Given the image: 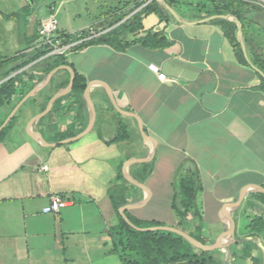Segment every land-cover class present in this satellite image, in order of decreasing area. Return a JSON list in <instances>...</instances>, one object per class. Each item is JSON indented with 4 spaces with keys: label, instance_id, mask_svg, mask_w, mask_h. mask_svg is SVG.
<instances>
[{
    "label": "crops",
    "instance_id": "obj_1",
    "mask_svg": "<svg viewBox=\"0 0 264 264\" xmlns=\"http://www.w3.org/2000/svg\"><path fill=\"white\" fill-rule=\"evenodd\" d=\"M13 1L0 0L1 19L13 20ZM79 1L67 3L73 7ZM83 3L89 19L80 22L81 14L70 8L79 27L59 33L74 36L67 43L79 42L64 61L85 78L94 121L73 140L89 125L85 89L80 97L69 96L71 91L60 96L30 126L68 86L71 75L63 69L5 126L11 123L0 139V264H93L109 255L124 264L111 239L117 214L177 229L203 246L219 242L210 251V264H264V13L258 20L252 14L208 20L220 15L207 7L190 12L197 14L195 20L165 18L148 40L123 28L102 37H115L126 47L94 43L81 48L98 36L86 37L87 29L100 34L115 19L111 9L124 6L120 0ZM39 4L15 2L20 21L12 28L15 37L6 39L17 46L4 58L17 61L0 67V85L34 68L8 75L24 60L20 56L35 53L40 23L60 7ZM219 19L236 23L226 26ZM23 91L0 106V128L30 92ZM13 138L19 148L9 154ZM188 182L194 197L186 212L181 203ZM53 196L68 205L44 214ZM253 220L261 223L258 229H250Z\"/></svg>",
    "mask_w": 264,
    "mask_h": 264
},
{
    "label": "trees",
    "instance_id": "obj_2",
    "mask_svg": "<svg viewBox=\"0 0 264 264\" xmlns=\"http://www.w3.org/2000/svg\"><path fill=\"white\" fill-rule=\"evenodd\" d=\"M226 1L227 2L224 5L217 4L219 10L215 11V13L218 15L226 13L239 20L242 16L237 9H240L239 5L241 4V2L238 0ZM136 5L137 7H139L140 4L138 3ZM123 16L125 17V14ZM219 21L226 26H228L229 24L231 25L230 22L220 19ZM129 30L134 31L137 30V28L131 27L129 28ZM66 36L71 39H73L72 37H74L73 35L72 37L70 35H65L64 37ZM36 39H38V37H35V40ZM63 43L67 42L64 41ZM83 43L84 44L80 46L81 48L88 45H93L94 43L109 44L113 45L115 48H118L116 46L117 44L126 47V44L123 41L115 40V37L111 39L105 38V36H100L95 40H88ZM237 46L239 45L237 44ZM47 53L48 49L44 47L36 49L35 53L31 54L27 60H24L23 63H21L16 69H13L11 73H8V75L12 74L13 72L26 67L30 63L39 60L38 62L34 63V65L32 66V68L34 67L33 69L30 68L27 71H22L16 74L14 77L4 81L0 85V106H2L4 103H7V101H9L11 97L15 95L18 89H20L21 93H23V90H25L26 88L27 91H30L35 87L37 82H41L44 77L47 76L53 69L59 66H70L66 63V61H64V57L61 56H48L46 58H43ZM26 57V55H22L18 58V60L25 59ZM14 61L17 60H14L12 58L0 59V67ZM38 73L41 74L38 75ZM68 82L69 75L66 81L63 83L62 88L65 87ZM86 85L87 83L85 78L76 74V72L74 71L73 86L71 92L68 95L73 97H80L86 89ZM47 100L49 101L50 97ZM10 125L11 123L0 133V139L4 136ZM193 193V185L189 182L184 183L182 190L183 200L181 204L186 212L189 211L190 207L193 204ZM117 216L119 218V222L115 227L111 228V239L114 242V250L119 253L120 259L124 264H210L212 262L211 258L213 252H202L198 249H195L184 238L176 234L163 231H136L135 229L130 227L119 214H117ZM180 218L182 220L184 216H181ZM257 220L260 221V219ZM257 220H253L251 222L249 226L251 230H253L254 227H257L258 229V225H260L261 223L258 224L256 222ZM129 221L138 228L162 226L157 222L138 224L130 218ZM244 253H248V250L246 252V249H244Z\"/></svg>",
    "mask_w": 264,
    "mask_h": 264
},
{
    "label": "rangeland",
    "instance_id": "obj_3",
    "mask_svg": "<svg viewBox=\"0 0 264 264\" xmlns=\"http://www.w3.org/2000/svg\"><path fill=\"white\" fill-rule=\"evenodd\" d=\"M83 1L84 0H80L77 4L73 5L74 8L72 7L71 3H67V0H35V3H40L39 7H42L41 6L42 4L44 5L54 4L55 7L58 9V7L60 6L58 9L59 11L56 15L57 21H58V25H57L58 30L61 28L63 30L68 31V30H72L73 27H76V28L79 27L78 26L79 22H77L78 19L77 18L74 19L71 16L72 14L71 9L81 14L80 22L84 23L85 21L89 19V16L86 14L87 6L83 3ZM99 1L102 2V0H99ZM120 1L122 3L124 2L123 8L122 7L118 9L116 7L113 8L114 4L109 6L110 9L113 8L111 10L116 13L114 16L115 19H113L111 23L107 24L102 30H99L103 32L98 34L96 33L98 32L96 30L94 31L93 29L92 30L89 29L88 31L87 29V32H89V34L86 35V37L94 36V34L96 36L97 34L98 36H96L95 38L97 39L98 37L102 35H106L109 31L110 32L117 31V33H120L122 32L123 28L135 27L137 28V30H134V31L130 30V32L131 33L136 32V34L141 33L142 35H144L143 40H148L150 38L149 36L151 34L152 29H154L155 27L157 28L163 27V24L165 23V18L170 19V18H174L177 16V18L181 17L183 19L195 20L197 18V14H194L192 16L190 15V12L192 11L199 12L207 7H209L212 11L215 12L219 10V7L217 6V4L224 5L227 2L226 0H120ZM238 1H240L241 4L239 5L240 9H237V10L239 11L240 15L243 18L246 16V14L247 15L252 14L250 15V18L252 17L253 19L258 20L257 16H260L261 13H264V0H238ZM13 2H14V6L10 9V12H13L12 14L13 20L6 19V18L4 19L0 18V59H4V57L7 55L9 56L10 52L17 46V42H14V40L6 39L11 36L13 38L15 37V35L12 32V28L16 29L17 23L20 21L19 19H15L17 18V14L14 16V14L17 13L15 9L16 0H14ZM138 3L140 4L139 7H137L136 5ZM89 4H90V1H89ZM106 9L107 8L104 7L100 11L104 12L106 11ZM171 11L175 13L176 16H173ZM46 14H48L47 10L43 12V16H46ZM124 14H125V17L123 16ZM221 16H227L229 18L228 14L226 13L222 14ZM8 20L9 22H6ZM248 20L251 21V19H248ZM12 21H15V22H12ZM35 21H37L36 18L33 19V24H32L33 27H35L36 25ZM235 23H236V20H234L233 23H231V25L235 26ZM5 28H8L10 30L7 34L4 31ZM105 30H108V31L104 32ZM75 36L76 38H78L77 34H75ZM240 38H238V42H240ZM95 39L94 38L89 39V41H92ZM61 57H64V56H61ZM38 61L39 60L33 63H30L27 66L32 67L34 63ZM15 139L13 138L12 143L11 141L8 140L7 146L10 148L8 150L9 154L10 152H16L18 150L15 148H19V143H15ZM18 172L20 173V169H18ZM99 250L100 251L98 252L101 253L102 249H99ZM93 264H120V261H119L118 256L109 255V256H105V257H101L99 259L93 260Z\"/></svg>",
    "mask_w": 264,
    "mask_h": 264
},
{
    "label": "water",
    "instance_id": "obj_4",
    "mask_svg": "<svg viewBox=\"0 0 264 264\" xmlns=\"http://www.w3.org/2000/svg\"><path fill=\"white\" fill-rule=\"evenodd\" d=\"M171 13L173 14V16H176L175 13H173L171 11ZM224 18V19H227L228 17L227 16H212L210 18H208V20L210 19H215V18ZM177 18V16H176ZM240 26V25H239ZM237 37L240 38L241 37V29L239 27V30L237 32ZM24 60H27V59H24ZM22 60V62L24 61ZM21 62V63H22ZM20 64V63H19ZM63 69H67L69 72H70V82L68 84V86L64 89H61L59 90L55 95L54 97L51 99L47 109L37 115L34 120L31 122L30 126H32L33 122L41 119L43 116H45L49 111L50 109L52 108V105L54 103L55 100H57L60 96H63V95H66L68 94L71 89H72V86H73V80H74V73L72 71V69L70 67H67V66H59L55 69H53L46 77L45 79L40 82L39 84H37L22 100L21 102L17 105V107L15 108L14 112L12 113V115L6 120L5 124L0 128V131H2L5 126L7 125V123L11 120L12 116L15 114V112L17 111V109L23 104L25 103L28 99H30L31 97H33L37 92H39L50 80L51 78L60 70H63ZM88 90H89V86L86 88L85 90V93H84V99L85 101L88 103L89 105V111H90V120H89V125L87 127V129L80 135H78L77 137L73 138V140H77L79 138H81L82 136H84L90 129H91V126L93 124V121H94V117H95V114H94V110H93V106L91 104V101L90 99L88 98ZM108 96L111 100V102L114 104V100H113V97L108 93ZM115 105V104H114ZM142 132V130H141ZM143 133V132H142ZM31 136L33 138H39V135L37 133H32ZM124 220L126 221V223L132 227L133 229H135L136 231H140V232H154V231H163V232H168V233H172V234H176L182 238H184L186 241H188L190 244H192L196 249L202 251V252H210V251H213V250H216L219 248V242L212 245V246H203L201 244H199L197 241H195L192 237L188 236L187 234L177 230V229H174V228H170V227H165V226H157V227H150V228H138V227H135L131 222H129V220L126 218V217H123ZM229 231H230V235L229 237L232 238L233 235H234V231H233V228L232 227H229Z\"/></svg>",
    "mask_w": 264,
    "mask_h": 264
},
{
    "label": "built area",
    "instance_id": "obj_5",
    "mask_svg": "<svg viewBox=\"0 0 264 264\" xmlns=\"http://www.w3.org/2000/svg\"><path fill=\"white\" fill-rule=\"evenodd\" d=\"M52 11L54 10L52 9ZM57 25L56 16L54 12H52L47 19L40 23L37 29L38 42L36 48L44 47L48 49V53L45 54L43 58L48 56H65L67 50L79 43L78 41H74V43H63L67 36L64 37L59 33ZM149 69L151 72L157 75L159 80H166L164 74L158 73V68L156 66L149 65ZM67 205V200H64L58 196H53L50 199L49 205L44 207L42 212L44 214L57 213L61 208H64Z\"/></svg>",
    "mask_w": 264,
    "mask_h": 264
}]
</instances>
